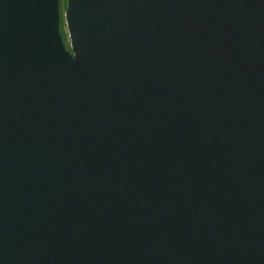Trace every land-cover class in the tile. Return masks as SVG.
<instances>
[{"label": "water", "instance_id": "1", "mask_svg": "<svg viewBox=\"0 0 264 264\" xmlns=\"http://www.w3.org/2000/svg\"><path fill=\"white\" fill-rule=\"evenodd\" d=\"M0 0V264H264V0Z\"/></svg>", "mask_w": 264, "mask_h": 264}, {"label": "rangeland", "instance_id": "2", "mask_svg": "<svg viewBox=\"0 0 264 264\" xmlns=\"http://www.w3.org/2000/svg\"><path fill=\"white\" fill-rule=\"evenodd\" d=\"M64 6H65V0H60V2H59V8H60L59 28H60V32H61V34L63 36V39H64L65 43L66 42L68 43L67 30H66V25H65V22H64V17H63Z\"/></svg>", "mask_w": 264, "mask_h": 264}, {"label": "trees", "instance_id": "3", "mask_svg": "<svg viewBox=\"0 0 264 264\" xmlns=\"http://www.w3.org/2000/svg\"><path fill=\"white\" fill-rule=\"evenodd\" d=\"M60 1V0H59ZM66 36V35H65ZM67 47L69 48V44L66 42Z\"/></svg>", "mask_w": 264, "mask_h": 264}]
</instances>
